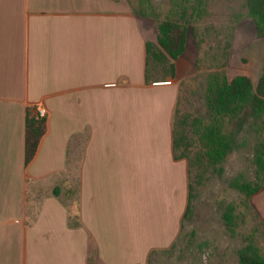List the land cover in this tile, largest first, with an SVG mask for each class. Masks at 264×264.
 <instances>
[{
  "label": "crops",
  "instance_id": "crops-1",
  "mask_svg": "<svg viewBox=\"0 0 264 264\" xmlns=\"http://www.w3.org/2000/svg\"><path fill=\"white\" fill-rule=\"evenodd\" d=\"M157 35L126 0H0V264L123 262L122 223L141 225L135 195L138 211L153 197L154 233L173 244L175 170L188 193L174 110L198 52L187 36L174 78L147 84L145 43ZM27 106L45 111L47 130L25 165ZM47 179L70 184L44 195ZM250 202L264 219V187Z\"/></svg>",
  "mask_w": 264,
  "mask_h": 264
},
{
  "label": "rangeland",
  "instance_id": "rangeland-1",
  "mask_svg": "<svg viewBox=\"0 0 264 264\" xmlns=\"http://www.w3.org/2000/svg\"><path fill=\"white\" fill-rule=\"evenodd\" d=\"M126 1L135 11L143 10L149 15L156 13L159 21L167 16L173 0ZM205 1L207 14L193 22L187 32L190 43L194 44L196 39H201L200 49L197 51L200 55L198 70L184 78L178 85V96L183 97L180 98V110L192 113L195 112L194 106L197 102L191 90L195 88L198 81L194 79L195 76L201 72L222 69L229 79L237 74H245L250 76L255 84L264 66V36L256 35L255 25L251 17L247 15V0ZM148 17L154 21L151 16ZM228 42L230 43L229 55L227 63L222 67L225 44ZM253 144L252 134L247 133L240 137V146L221 163L222 173L210 174V179L197 187L192 211L185 218H183L184 209L182 212L181 209L182 203L185 202V205L187 203V192H185L187 180L184 179L185 186H183L181 178L178 177V171L175 170L173 244L169 236L168 238L164 236L161 241L159 231L157 235L154 233V223L148 217L152 218L154 215V210L148 209L154 205L153 197L149 196L147 200L145 196L140 197L138 211V195H135L134 208L137 210L136 213L140 214L141 225L140 228L137 227L138 219L136 218L133 227L128 220L124 221V225L122 223L125 237L123 244L118 247L120 248L118 252L123 249L125 253H123L124 261L117 260L118 264H239L236 250L243 244V236L252 232L264 251V219L252 204L250 208L245 209L240 202L242 195L229 186L230 180L239 173L250 178L254 176ZM69 184V181L47 179L42 182L41 192L45 195L56 185L65 192L67 191L65 186L68 188ZM28 186V199L31 206L30 202L35 195L33 189L35 185L30 181ZM136 187L135 183L133 186L135 192ZM228 202L235 203L237 210L244 213V218L233 235L225 230L220 217L223 204ZM158 205L160 206V201ZM169 223L168 220V225ZM160 226L161 222L158 223V230ZM117 246L115 245L116 248Z\"/></svg>",
  "mask_w": 264,
  "mask_h": 264
},
{
  "label": "trees",
  "instance_id": "trees-1",
  "mask_svg": "<svg viewBox=\"0 0 264 264\" xmlns=\"http://www.w3.org/2000/svg\"><path fill=\"white\" fill-rule=\"evenodd\" d=\"M205 0H173L172 7L163 20L156 13L143 10L135 13L151 16L156 24V41L145 43V82H162L174 78L176 59L184 52L189 26L207 14ZM247 15L251 17L257 36H264V0H247ZM197 51L201 39H196ZM222 67L227 63L230 43L225 44ZM200 55L196 59V71ZM197 84L191 94L196 98L194 113L180 110L178 96L173 118L174 159H186L188 164L187 204L183 218L190 215L197 187L210 179V174H221V163L240 146V137L252 134V178L243 173L234 176L229 186L241 195V205L251 207L250 197L264 187V66L254 84L252 78L237 74L228 78L222 69L204 71L195 76ZM188 101V99L185 97ZM47 130L46 115L36 108L26 107L24 163L34 158L40 140ZM58 195L59 188L53 189ZM223 226L234 234L244 218L233 202L223 204L220 214ZM239 264H264V251L252 232L243 236V244L236 250Z\"/></svg>",
  "mask_w": 264,
  "mask_h": 264
},
{
  "label": "built area",
  "instance_id": "built-area-1",
  "mask_svg": "<svg viewBox=\"0 0 264 264\" xmlns=\"http://www.w3.org/2000/svg\"><path fill=\"white\" fill-rule=\"evenodd\" d=\"M36 112H37L39 115H45V111H44L42 108H37V109H36Z\"/></svg>",
  "mask_w": 264,
  "mask_h": 264
}]
</instances>
